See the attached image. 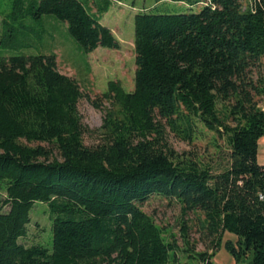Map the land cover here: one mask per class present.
<instances>
[{
  "label": "trees",
  "instance_id": "16d2710c",
  "mask_svg": "<svg viewBox=\"0 0 264 264\" xmlns=\"http://www.w3.org/2000/svg\"><path fill=\"white\" fill-rule=\"evenodd\" d=\"M178 1L201 6L134 14L130 90L110 79L89 97L52 52L0 55V264H213V251L188 245L183 222L179 258L139 205L151 193L200 210L215 246L234 233L222 244L235 260L264 264V0ZM22 13L65 21L85 51L119 46L82 0H30ZM83 95L107 102L98 126L81 118ZM203 129L224 139L220 169L180 157L167 138ZM35 200L48 206L50 248L18 240Z\"/></svg>",
  "mask_w": 264,
  "mask_h": 264
},
{
  "label": "rangeland",
  "instance_id": "374dc122",
  "mask_svg": "<svg viewBox=\"0 0 264 264\" xmlns=\"http://www.w3.org/2000/svg\"><path fill=\"white\" fill-rule=\"evenodd\" d=\"M87 8L99 16L101 23L110 27L119 40V46L98 45L85 51L67 31L65 21L51 13H41L37 17L24 15L30 0H0V55L52 52L56 67L60 72L75 78L80 89L89 97H94L106 88L107 81L117 80L125 90L133 87L134 50L133 16L137 12H177L198 10L200 2L188 4L178 0H82ZM245 5L247 0H241ZM83 95L78 99L77 108L82 120L89 126H98L104 112L105 100L99 107L91 104ZM259 103H262L260 100ZM167 138L180 157L199 163H206L212 169H220L226 164V146L222 135L203 129L192 140H184L168 130ZM85 143L96 141L94 133H84ZM257 162L264 161V133L258 137ZM56 154V151H53ZM151 215L165 235L171 234L178 245L177 254L182 259L184 247L181 224L188 245L193 251H213V264H249L250 255L243 254L234 259L223 246L224 238L235 239V234L222 231L219 246H215V236L201 226L203 213L198 209L181 211L174 198L151 193L139 203ZM5 209L6 205H0ZM45 201L35 200L29 209L26 232L18 240L24 244L40 243L51 246V227Z\"/></svg>",
  "mask_w": 264,
  "mask_h": 264
},
{
  "label": "crops",
  "instance_id": "0c3cea01",
  "mask_svg": "<svg viewBox=\"0 0 264 264\" xmlns=\"http://www.w3.org/2000/svg\"><path fill=\"white\" fill-rule=\"evenodd\" d=\"M257 140H258V139H257ZM257 151H258V143H257L256 154H257ZM259 163H262V164H264V161H263V162H259Z\"/></svg>",
  "mask_w": 264,
  "mask_h": 264
}]
</instances>
